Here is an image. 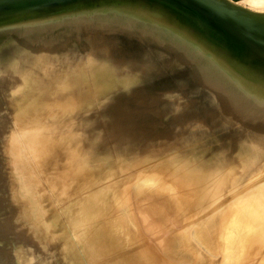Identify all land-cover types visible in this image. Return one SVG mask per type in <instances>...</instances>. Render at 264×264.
Instances as JSON below:
<instances>
[{"label":"bare ground","instance_id":"obj_1","mask_svg":"<svg viewBox=\"0 0 264 264\" xmlns=\"http://www.w3.org/2000/svg\"><path fill=\"white\" fill-rule=\"evenodd\" d=\"M10 29L2 40L10 45L0 49V264H213L179 238L150 236L172 208L200 214L218 202L207 198L229 189L226 174L239 178L264 164V150L228 153L243 138L264 142V34L250 40L204 31L219 55L250 76L253 90L240 93L215 73L162 78L160 60L172 48L156 45L161 40L141 26ZM89 42L98 45L78 55ZM149 80L155 85L137 86ZM213 133L223 142L201 137ZM238 204L233 198L223 207ZM258 217L264 224V210ZM241 221L232 229L259 233L249 218ZM223 255L220 264L238 257Z\"/></svg>","mask_w":264,"mask_h":264},{"label":"rangeland","instance_id":"obj_2","mask_svg":"<svg viewBox=\"0 0 264 264\" xmlns=\"http://www.w3.org/2000/svg\"><path fill=\"white\" fill-rule=\"evenodd\" d=\"M55 1H61L64 4L45 12V9H48L46 6ZM214 1L216 3L213 2L212 6H216L218 9L221 8L218 3L225 4L223 6H226L227 9L234 8L235 11H232V15L236 19L241 18L244 12V17L248 16L249 18L248 24L251 29H240L241 31L234 32L231 29L223 28L218 19L200 5L199 0H41L32 3L1 1L0 49L10 45L9 42L2 41L12 35L13 31L10 28H36L53 23L75 27L77 32L85 30L87 32L89 26L93 27L102 23H109L115 29L130 28L136 25L148 29L149 36L159 38L161 43L156 44L159 47L172 48V52L168 54L165 51L160 60V68H163L160 75L162 78L178 82L184 78L199 79L201 73H215L224 79V84L228 88H234L240 93H250L253 90L250 76L238 72L230 59L219 55L214 44L207 43L203 39L204 31L216 29L218 33V30L225 29L236 36L246 35L244 37L250 40L263 39L260 34H264V0ZM29 9H34V11L27 13L26 11ZM7 11L15 13H7ZM70 34L71 36L73 34L71 40L73 52L77 54L74 48L75 32H70ZM261 41L264 42V40ZM96 45L98 44L89 42L86 45L84 43L78 51V55L86 54ZM148 45L152 44L146 46ZM13 72L15 75V67ZM144 77L146 76L138 78ZM7 82L8 80L5 81V83ZM154 82V80L143 81L137 83V86L139 88L152 87L155 85ZM184 86L187 87V84ZM189 111L193 113L194 108L190 106ZM1 113L5 115L4 111ZM226 116L227 111H224V117ZM16 125L20 126L19 121L16 122ZM215 127L216 124H208L205 128L213 129L212 132H214L218 129ZM224 132H234L232 135L236 133L232 128L225 129ZM240 134H245V132L241 131ZM22 135L23 133L20 132L16 138L22 139ZM201 137L207 141L212 140L216 144L223 142L224 139V137L223 139L219 138V133H213L212 137ZM1 138L0 142L3 143L5 137L2 135ZM246 140L247 138H243L233 142L228 147V153L233 155L235 152L244 153L246 150H250L247 151L250 154L251 152L260 153L264 150V142L262 143L261 139L247 143ZM167 148L169 149V147ZM210 149L211 146H208L206 150L210 151ZM2 174L6 175L7 173L2 171ZM225 176H227L225 180L230 184L229 189L223 193L216 192L206 200V203H209L218 199L217 203L212 206L204 204L201 207L204 209L197 215H191L183 209L172 208L170 215L164 221L165 224H158L159 231L151 235V239L156 240L157 236L163 238L167 235L179 238L191 250L192 255L197 257V260L203 259L213 264H220L223 261V249L238 256L230 259L231 264H235L237 261L245 264H264V224L258 217L264 210V203L260 200L264 197V164L246 170L239 178L228 174ZM254 194L255 196H251ZM233 198L239 201L238 206L225 209L223 206L229 204ZM241 203L247 208L244 209ZM217 208L219 209L216 211ZM133 209H136L135 205H133ZM33 211H35L34 207L29 210V212ZM197 211V209H193V212L197 213ZM234 212H237V215ZM206 216H210V219L203 221V217ZM247 218L252 221L249 224L254 228V231L259 233L244 235L240 231L241 227L235 226L232 229V226L235 225L233 221L242 224L241 219ZM227 219H232V221L227 222ZM208 223L211 225L209 229L207 228ZM40 250L43 252L45 246L42 245ZM40 256L42 257V254ZM189 256L192 258L190 254Z\"/></svg>","mask_w":264,"mask_h":264},{"label":"water","instance_id":"obj_3","mask_svg":"<svg viewBox=\"0 0 264 264\" xmlns=\"http://www.w3.org/2000/svg\"><path fill=\"white\" fill-rule=\"evenodd\" d=\"M1 1H7V0H0ZM12 3H27V2H34V1H41V0H9ZM45 1V0H43ZM214 0H199L200 5L203 8H206L207 12H209L212 16H215L218 19L219 24L225 28V29H231L234 32L241 31L240 29H251L248 24V16L245 18L244 12L241 15L242 17L239 19H236L232 15V11H235L234 8L229 7L227 9L226 6H223L225 4L218 3V5H221V8L218 9L216 6H212ZM44 3V2H43ZM216 3V2H215ZM40 4V3H37ZM25 9V8H24ZM236 20V21H235ZM246 36V35H244Z\"/></svg>","mask_w":264,"mask_h":264}]
</instances>
